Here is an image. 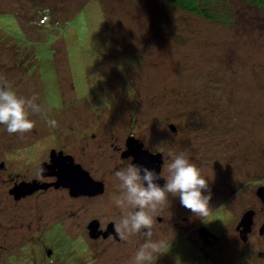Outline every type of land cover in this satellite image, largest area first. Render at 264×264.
Instances as JSON below:
<instances>
[{
  "label": "rangeland",
  "instance_id": "obj_1",
  "mask_svg": "<svg viewBox=\"0 0 264 264\" xmlns=\"http://www.w3.org/2000/svg\"><path fill=\"white\" fill-rule=\"evenodd\" d=\"M206 2L219 19L171 0H0V79L18 96L37 94L46 116L58 122L51 128L31 115L35 127L23 136L0 124V162L8 165L0 170V264L130 262V256L112 257L138 249L147 239L143 233L119 241H95L88 233L92 219L106 227L122 214L112 201L120 194L114 173L132 162L122 155L130 135L164 154L163 177L168 152H183L211 193L212 213L203 220L169 195L152 236L165 247L149 264H182L180 253L202 244L199 226L212 223L223 197L232 205L245 190L250 205L258 196L264 185V5ZM38 138L45 143L39 150ZM52 148L76 155L102 182V192L77 199L53 187L16 199L8 175L30 178ZM37 169L36 177L40 163ZM179 212L191 213L186 228L174 225Z\"/></svg>",
  "mask_w": 264,
  "mask_h": 264
},
{
  "label": "clouds",
  "instance_id": "obj_2",
  "mask_svg": "<svg viewBox=\"0 0 264 264\" xmlns=\"http://www.w3.org/2000/svg\"><path fill=\"white\" fill-rule=\"evenodd\" d=\"M38 99L35 93L30 97L18 96L10 83L0 79V124L6 126L9 134L23 136L35 127L30 116L40 115L47 126L56 128L57 120L46 116L44 106L37 103ZM168 156L166 177L134 163L114 173L119 181L120 194L113 195L112 201L122 213L114 222L116 234L121 240H128L137 233H143L147 238L136 251L133 264H149L165 247L163 240L152 239V229L159 212L169 203V195L178 197L184 208L202 220L212 213L209 183L200 169L183 152L169 151ZM161 179L162 186L157 183Z\"/></svg>",
  "mask_w": 264,
  "mask_h": 264
},
{
  "label": "flooded vegetation",
  "instance_id": "obj_3",
  "mask_svg": "<svg viewBox=\"0 0 264 264\" xmlns=\"http://www.w3.org/2000/svg\"><path fill=\"white\" fill-rule=\"evenodd\" d=\"M175 130H177V127L175 128ZM130 137H135V136L130 135ZM41 141L39 138L36 140L37 150L40 149L39 146L45 144L43 141H42L43 143L41 144L40 143ZM31 151L33 152V149H31ZM160 153L162 154V162H163L164 154L162 152ZM47 154L48 156L39 162L41 164L42 171L41 170L39 171L38 177H36V175L38 173L37 167L39 163L36 162V167L34 169V172H31L30 178L28 176L19 178L20 177L19 174L18 175L10 174L8 175L9 177L8 179L11 180L13 187L19 186L21 184H32V187H35L37 189L31 192L30 193L31 195L34 194V192H36L35 194H38V192L40 193L44 192L43 194H47L49 190L53 189V187L56 188L63 187L65 189H68L70 195H72L70 187L65 186L63 182H59V178H60L59 173L62 172V170H70L71 168H77V166H80L83 169H85L84 166L82 165V161L78 159L76 160V155L65 152L64 149L52 148L47 152ZM44 155L45 154H43V156ZM131 157L133 161L134 158L133 156ZM7 166L8 165L5 164L4 161L0 162V170L2 169L5 170ZM241 193H240L241 196L236 195L233 197L234 201L232 202V205L227 204L230 203L231 201L229 202L226 201L225 197H223V199L219 201L220 206L216 208V211L213 214L216 217L212 218V223L214 224H212L211 221L210 224L201 223L198 229V233H199L198 235L202 241L201 245L194 247V245L189 244V248H187L184 255L180 253L181 250L180 252L178 249L174 250V254L178 252L180 253L181 255L180 258L184 256V259L182 260V264H264V200L261 197H259L258 199L259 201L256 202L257 197L259 196L257 194L258 196L253 197L254 199L250 202V205H247L246 191L243 190ZM30 194L20 196L19 198L16 197L15 198L16 199L26 198ZM95 195L96 194L88 195L81 193L72 196L78 199L83 196L94 197ZM229 198H231V196ZM249 210L253 211L251 218L249 220L247 219L244 220V216ZM182 214L183 213L178 214L180 215V220L178 219H177L178 221L174 220V225L177 228H181V227L186 228L187 226L186 223L190 220L191 213H189V215L187 214L182 215ZM93 220L94 219H92L88 224V228H89L88 233L90 235H92L93 233L91 237H93L95 241H98L100 239H110V238L112 239L115 238L118 241L120 240L119 236L115 232L114 223L109 222L107 223L106 227H102L101 222L99 221L95 222ZM158 220L162 221V217L159 216ZM222 222L224 223L222 224ZM57 225L60 227L61 223L59 225L58 222ZM60 229H62V227H60ZM108 230L109 232H107ZM105 232L107 233L104 234ZM152 232L153 234L155 233L154 229H152ZM172 241L174 242L175 239L173 238ZM188 241L192 243L190 240ZM215 248L219 249L220 253L221 252L222 253L219 254ZM129 250L130 251L128 252L125 251L121 252L119 254L120 256L115 255L114 257H112V260L113 261L117 260L115 259L116 257L119 258L124 256H130V260H129L130 262H126V263L133 264L134 256L138 249L136 247L135 249L129 248ZM194 257H196L197 260H194L193 259Z\"/></svg>",
  "mask_w": 264,
  "mask_h": 264
},
{
  "label": "water",
  "instance_id": "obj_4",
  "mask_svg": "<svg viewBox=\"0 0 264 264\" xmlns=\"http://www.w3.org/2000/svg\"><path fill=\"white\" fill-rule=\"evenodd\" d=\"M123 155L133 156L134 159L132 163L144 165L161 174L162 154L160 152L154 153L144 148L143 143L139 142L137 138H129L128 148L123 152ZM59 174V182H63L65 186L70 187L72 195H78L81 193L94 195L102 192L103 190L102 182L94 180L89 172L80 166H77V168H71L70 170H62V172ZM157 183L162 186L163 180L161 179L157 181ZM33 189L34 187H32V184H21L19 186L13 187L10 191L15 195L16 198H19L20 196L32 192ZM257 194L264 200V186L258 187ZM252 213V210L247 211L246 215L244 216V220H249ZM109 230L107 232H109Z\"/></svg>",
  "mask_w": 264,
  "mask_h": 264
},
{
  "label": "trees",
  "instance_id": "obj_5",
  "mask_svg": "<svg viewBox=\"0 0 264 264\" xmlns=\"http://www.w3.org/2000/svg\"><path fill=\"white\" fill-rule=\"evenodd\" d=\"M208 0H171V2L180 7L181 9L203 16L210 20H217L219 19V16L216 13H213L210 9L207 7ZM249 2H253L259 5H264V0H247ZM206 3V4H205ZM226 18H229V16H226Z\"/></svg>",
  "mask_w": 264,
  "mask_h": 264
}]
</instances>
